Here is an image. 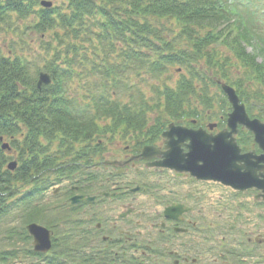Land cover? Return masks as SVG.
<instances>
[{
  "label": "trees",
  "instance_id": "16d2710c",
  "mask_svg": "<svg viewBox=\"0 0 264 264\" xmlns=\"http://www.w3.org/2000/svg\"><path fill=\"white\" fill-rule=\"evenodd\" d=\"M252 4L253 0H236L231 6L226 5V0H64L62 5L46 8L41 3L39 6L38 0H0V24L16 19L30 32L61 47L53 53H50L53 45L43 48L44 59L50 56V65L45 70L50 72L53 82L41 88H37L35 80L39 70L25 57L11 49L5 55L0 54V221L18 218L22 225L20 231L12 228L6 238L9 240L16 235L22 243H27L30 237L25 226L41 222L42 216L46 218L48 209L45 212L37 202L54 180L69 175L71 164L60 157L70 156L73 141L86 140L98 130L103 131L98 124L101 118H112L113 125L135 124L131 113H117L118 103H107L104 99L93 107L85 106L89 99L86 90L67 98L64 89L67 81L85 78L80 69L86 74L109 76L111 70L116 73L118 64H123L126 58L132 61L128 65V60L127 69L147 68L158 72L157 75L164 74L168 68L161 63V57L167 58L175 54V50L184 48L180 51L187 53L185 61H169L185 65L186 74L181 73L175 84L165 87L161 96L166 101L165 111L184 118L196 113L192 109L201 105L211 108L213 100L204 94L207 81L230 79L224 72L228 73L226 68H215L214 65L221 62L216 52L207 51L211 45L215 46L214 50L222 43L228 46L230 56L224 58L233 60L232 64L241 68L239 79L264 85V38L261 36L264 34L260 32L264 28L261 12L264 8L258 3L252 8ZM243 8L248 18L240 13ZM255 12L257 20L262 22L263 27L258 24L260 30L249 25L255 22ZM175 27L180 31L179 40L166 46ZM56 29H61L66 39L64 35L60 37L61 30ZM69 33L71 41L67 40ZM83 44L99 52L95 62L85 66L88 68H77L73 56L84 49ZM69 47L71 65L60 56ZM247 47L252 51L248 52ZM108 54L112 58L110 63L106 61ZM258 56L260 62L256 61ZM63 63L65 65H60ZM254 77L257 78L250 79ZM88 81L83 80L82 86L86 87L84 83ZM242 97L251 107V100L246 95ZM220 101L224 107L223 96ZM258 101L261 106L258 117L264 120V102L261 98ZM154 108L160 112L162 104L158 102ZM122 109L128 110L124 106ZM56 141L57 147L54 146ZM4 142L6 148H2ZM14 159L16 167L10 170L7 165ZM24 185L31 188L21 191ZM58 212L62 211L57 210V215L52 213L53 226V222L66 217L65 212ZM65 233L69 235L53 238L51 255L35 253L31 247L0 248V264H78L71 248V231ZM58 247L62 249L59 251ZM80 259L86 264L93 260L89 256H80Z\"/></svg>",
  "mask_w": 264,
  "mask_h": 264
},
{
  "label": "flooded vegetation",
  "instance_id": "af4514ba",
  "mask_svg": "<svg viewBox=\"0 0 264 264\" xmlns=\"http://www.w3.org/2000/svg\"><path fill=\"white\" fill-rule=\"evenodd\" d=\"M184 125L201 128L210 137L225 128L209 129V124L197 121ZM166 129L146 125L141 134L113 133L114 138L85 146L81 167L74 166L71 173V197L94 198L71 204V212L80 217L77 213L84 210L73 223L77 228L86 225L88 252L98 250L106 258L102 264H264L258 210L264 206L262 191L234 190L159 165L170 149L168 142L177 140L174 136L167 142L162 135ZM243 136L250 137L239 130L236 139L241 142ZM179 144L186 154L188 141ZM241 148L259 153L255 146ZM72 153V159L79 158ZM252 204L258 224L250 227L245 221L252 220L248 213Z\"/></svg>",
  "mask_w": 264,
  "mask_h": 264
},
{
  "label": "rangeland",
  "instance_id": "374dc122",
  "mask_svg": "<svg viewBox=\"0 0 264 264\" xmlns=\"http://www.w3.org/2000/svg\"><path fill=\"white\" fill-rule=\"evenodd\" d=\"M41 1L50 2L51 6L62 5L64 3V0H38L39 6H40ZM262 1L264 2V0H253V4L251 5V7L253 8L256 3H258L259 5H262V4L264 5ZM240 13L242 15L244 14L245 17L248 18V14L245 8L240 10ZM253 14H254L253 19L255 20V22H249V25L254 27L255 29L260 30L261 27H259L258 24L262 26L261 25L262 22L260 23V20L259 21L257 20L258 14L256 12ZM174 29H176V27ZM57 30H61V29H56V31ZM260 32L261 34H264V28ZM63 35L64 33L61 30L59 32V36L62 37ZM261 36L264 38V35H261ZM65 39H66V36H65ZM67 40L71 41V33L68 34ZM51 45H53V49L50 50V53H53L54 49H57V47L58 49L61 48L60 46H57V42L55 43L52 40L45 38V37L42 38V36H40V34L38 33L30 32V30L25 28V24L18 22L16 19H13L9 21L8 23L0 24V54L5 55L11 49L15 54L25 57V59L29 61L30 65L33 68L39 70L36 75L37 77L40 72L50 73L45 70V68H48L50 65L49 64L50 56H47V58L44 59V56L46 54L43 52V48L47 46H51ZM83 47L84 49L79 50L76 57L75 55L73 56L75 60L74 65L77 66V68H88L97 59V54L99 52L97 48L94 49L88 44H83ZM214 47H215L214 45H211L207 49V51L216 52V56L220 57L219 60L221 64H219L218 62L217 64L214 65L215 68L217 69H220L221 67H223L224 69L226 68L228 70V73L226 70H224V72L227 74V77L230 78V79H222V82L231 84V86L235 87L238 91L241 88L245 89L246 90L245 95L248 96L250 100H253L255 102L256 107H260V105L258 104L259 103L258 99L261 98L262 101L264 102V85L256 84L254 81H248L246 79H244L245 81L242 82V79H239L242 77L241 68L235 64H232L233 60L230 61V59L224 58L225 56L226 57L230 56L228 46L222 43L216 46L215 50L213 49ZM70 49L71 47H69L68 50L66 49L63 52V54H60V56L62 60L68 61L69 64L71 65V50ZM247 51L251 52L252 51L251 47H247ZM101 57H103V55H101ZM256 61L260 62L261 57L258 56L256 58ZM81 64L83 67H81ZM60 65L63 66L65 64L63 63ZM85 66H88V67H85ZM176 67H177L176 65H173L168 69V71H165L164 74H158V75H157L158 72L153 73V74L145 72L142 76L138 78L137 77L134 78L133 74H129L125 77V79L127 82H131L133 79H135L137 81V85L135 86V88H133V90L122 91L118 95L113 94L111 96L114 97L115 100H117L119 105L122 104L124 105L125 108L130 110L133 117L140 121L144 120L146 117L149 121L150 119L156 116H159L161 114H166L167 112L165 111V108H164L166 101H165V98L161 97L164 93L165 87L167 86V84H172V85L175 84L177 80L179 79V74L185 72L182 70L177 71ZM80 72H81V69H80ZM81 73H82V76L85 77L84 72H81ZM206 73H208V71ZM37 77L35 80H37ZM96 78H97L96 74H93V76L89 78L90 82L87 83L85 86L89 87L90 90L93 89L95 93H98L99 86L95 83L97 80ZM256 78L257 77L250 78V79H256ZM85 79L86 78L79 79L77 77V78H73L72 81L71 79L67 81L64 85L65 96L68 98V97H71V95H74L76 93L82 94V92L85 91V88H86L82 86V81ZM197 88L199 89V91L202 90V87H197ZM206 89H207L206 93H208L209 96L215 99V103H214V106L216 104L215 111L220 112V110L222 109L220 102H218V100L220 99V95H221L220 92L215 87V85L212 86L211 83L208 84ZM241 94H242V91H241ZM158 102L162 104V109L160 112H158L154 108V106ZM193 102L195 101L193 100ZM257 109H260V108H257ZM98 124L103 128L105 126H108L110 129V130H107V128H105L103 129L102 132L101 130H98V133L101 132L99 134L100 136L99 138H102L103 140H105L107 136H109L111 129L114 128L113 124L108 119L100 120ZM130 131H131V128L129 124H123V125L116 126V132L119 134L131 133ZM90 138H87L86 140L73 141L72 150L75 151L76 153L78 151L88 150V148H86L85 146L93 147L96 144V141L91 140ZM57 145H58V142L56 141L54 146L57 147ZM69 182H71L69 179L63 178L60 183L52 185L45 192V195L39 199L40 201L36 200L38 201L37 205H39L40 207H43L44 211L48 209L47 212L45 211L46 218L48 220L42 216V221L35 222V223L49 229L52 232L53 236H56L59 239H61L64 236L69 235V234H66L65 232L68 233V231L71 230V217L75 218L74 214L71 213V209H69L68 196L70 195V193L72 194V192L69 191V185H70ZM30 188H31L30 185H24L21 191H25ZM56 189L58 190L56 193H54V190ZM57 210L62 211V212H58L59 214H63L65 212L66 217L65 218L62 217V219L59 222H53L54 224L53 226L51 224L52 223L51 221L54 218V215H52V213L57 212ZM258 210L262 211L261 216L263 218L261 222L262 223L261 227L264 230V207H261ZM253 211L254 209H249L248 213H250V216L252 217V220H253L252 223L253 222L257 223L254 221ZM82 212H84V210ZM82 212L77 213L81 218L82 216H84ZM55 215H57V213H55ZM246 215H249V214H246ZM241 216H243V214ZM62 220H65V221L63 222ZM228 222H230V220H228ZM235 223L239 225V220L237 219ZM252 223L247 224V225L252 227L254 226ZM12 228H15L16 231H20V229L22 228L20 219L18 220V218L9 217L7 219L4 218L3 220L0 221V248H12L13 246L17 248L31 247V240L28 241L27 243H22V241H20L19 237L16 235H14V238L8 240L6 236H7V233ZM226 231L223 232V234L226 233ZM59 244H61V242ZM57 249L60 251L62 248L58 247Z\"/></svg>",
  "mask_w": 264,
  "mask_h": 264
},
{
  "label": "water",
  "instance_id": "95a60500",
  "mask_svg": "<svg viewBox=\"0 0 264 264\" xmlns=\"http://www.w3.org/2000/svg\"><path fill=\"white\" fill-rule=\"evenodd\" d=\"M43 6H49L50 3L41 2ZM51 82L50 76L47 73L40 72L37 80V87L48 85ZM222 89L227 95L229 102L233 106V112L229 114L228 126L231 131H222L213 138L199 136L200 133L193 131H182L183 128L178 129V138H183L186 134L187 139L190 140L188 145L189 153L187 158L176 153L178 149V141L172 144L170 153L166 156L164 165L175 168L177 170H188L192 174L201 178H214L209 175L204 177V170H212L218 173L217 178L223 183L232 185L233 187L259 186L264 189V180H258L254 174V170L248 168L247 165H252L250 159H246L249 154L240 155L238 148L232 138V133L235 132L237 124L245 125L255 135V140L260 146L264 147V124L258 121H249L244 111V106L239 105V100L233 89L226 85H222ZM185 137V136H184ZM4 144L2 148H6ZM245 161L247 165H236V160ZM264 161V156L259 159ZM202 161V165H199ZM243 161V162H244ZM8 169L13 170L16 167V162L11 161L7 165ZM242 168L244 169L242 171ZM84 197H74L70 199L72 203H76ZM28 233L33 237L34 251L46 253L51 248V233L48 229L36 223H30L26 226Z\"/></svg>",
  "mask_w": 264,
  "mask_h": 264
}]
</instances>
